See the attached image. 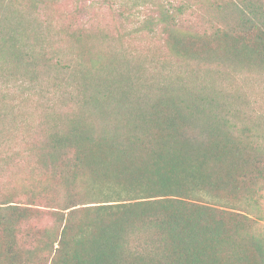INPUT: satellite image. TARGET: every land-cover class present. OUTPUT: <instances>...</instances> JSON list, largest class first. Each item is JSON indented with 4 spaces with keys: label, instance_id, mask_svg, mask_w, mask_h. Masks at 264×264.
Returning <instances> with one entry per match:
<instances>
[{
    "label": "trees",
    "instance_id": "obj_1",
    "mask_svg": "<svg viewBox=\"0 0 264 264\" xmlns=\"http://www.w3.org/2000/svg\"><path fill=\"white\" fill-rule=\"evenodd\" d=\"M8 1L0 0V60L27 67L17 44L27 27ZM232 2L233 23L215 34L217 48L264 71V0ZM176 17L166 8L158 18L171 53L185 64L212 55L204 39L173 25ZM117 56L87 84L86 114L49 125L32 148L58 187L55 227L45 239L32 234L34 249H26L19 228L38 210L4 201L0 264H264V236L247 216L259 212L264 147L234 129L213 88L140 79Z\"/></svg>",
    "mask_w": 264,
    "mask_h": 264
},
{
    "label": "rangeland",
    "instance_id": "obj_2",
    "mask_svg": "<svg viewBox=\"0 0 264 264\" xmlns=\"http://www.w3.org/2000/svg\"><path fill=\"white\" fill-rule=\"evenodd\" d=\"M11 2L20 28L27 27L19 30L17 44L28 66L0 60V206L9 201L8 205L38 210V217L19 228L26 249H34L29 245L34 241L32 234L45 239L52 232L50 206L55 193L58 198L54 181L39 170L32 148L49 125L63 128L68 118L86 114L87 84L96 75L106 76L111 67L107 57L112 53L118 55L115 61L126 59L129 73L140 79L156 83L177 79L213 88L226 103L234 129L247 131L264 147V71L231 62L215 40L228 21L233 23L232 0ZM179 7L183 10L178 13ZM166 8L176 14L173 25L179 31L204 39L213 54L185 64L171 53L164 41L165 25L158 21ZM148 19L154 21L150 29L144 26ZM100 63L106 66L104 70L97 69ZM255 201L259 212L247 216L264 236V191L258 192Z\"/></svg>",
    "mask_w": 264,
    "mask_h": 264
}]
</instances>
